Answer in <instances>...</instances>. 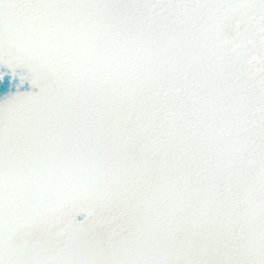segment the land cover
Masks as SVG:
<instances>
[{
    "label": "snow or ice",
    "instance_id": "6c2138e0",
    "mask_svg": "<svg viewBox=\"0 0 264 264\" xmlns=\"http://www.w3.org/2000/svg\"><path fill=\"white\" fill-rule=\"evenodd\" d=\"M0 264H264V0H0Z\"/></svg>",
    "mask_w": 264,
    "mask_h": 264
}]
</instances>
